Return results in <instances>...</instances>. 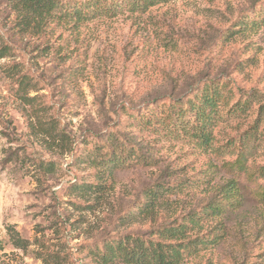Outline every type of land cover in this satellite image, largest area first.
<instances>
[{
	"label": "rangeland",
	"instance_id": "1",
	"mask_svg": "<svg viewBox=\"0 0 264 264\" xmlns=\"http://www.w3.org/2000/svg\"><path fill=\"white\" fill-rule=\"evenodd\" d=\"M257 1L169 0L144 13L99 16L78 30L56 24L38 36L15 31L11 6L0 0V35L13 49L0 59V264H45L39 257L45 250L59 256L50 264H84L85 245L93 240L149 231L148 221L122 224L119 216L137 208V196L154 181L169 178L177 189L183 184L180 194L192 193L182 194L181 200L176 192L169 194V212L208 199L206 190L226 175L220 161L187 139L158 138L140 130L135 115L154 98L184 97L204 79L221 75L246 92L257 90L264 103V30L248 35L232 30L242 17L261 15L264 0L255 16ZM20 75L28 77L26 95L34 97L35 116L17 98ZM49 119L68 133L66 147L44 140L49 138L41 125ZM234 123L220 125L218 138L235 135ZM121 134L153 145L157 163L103 178L91 164L96 149L109 144V136ZM257 155L263 164L264 149ZM40 161H52L54 170L39 178ZM83 182L103 185L89 208L76 206L81 201L69 188ZM263 182H245L244 202L230 216L227 240L209 255L189 256L188 264H237L245 253L250 261L264 253V204L248 193ZM8 226L31 244L14 247Z\"/></svg>",
	"mask_w": 264,
	"mask_h": 264
},
{
	"label": "trees",
	"instance_id": "2",
	"mask_svg": "<svg viewBox=\"0 0 264 264\" xmlns=\"http://www.w3.org/2000/svg\"><path fill=\"white\" fill-rule=\"evenodd\" d=\"M167 1L169 0H8L15 17V31L38 36L46 35L56 24L78 30L81 25L99 16L112 17L123 11L144 13ZM260 2L258 0L254 4L258 5L255 7V16L261 10H256L261 8ZM232 26L235 33L244 35L264 30V9L262 8L258 17L247 15ZM12 52V46L0 35V59ZM11 69L13 73H19L14 70L16 68ZM228 78L221 75L204 79L201 80V85H195L184 97L164 95L148 101L139 111L135 108L140 112L135 115L140 130L150 131L158 138L187 139L195 143V147L220 161V170L223 169L226 174L222 181L206 190L209 195L206 201L191 205L185 211H182L183 207L180 210L173 207L172 212L167 210L170 205L167 197L176 192L175 195L181 200L183 184L177 189L169 178L166 183L154 181L137 196V208L119 216L122 224L148 221L151 225L149 231H131L93 240L85 245L88 249L84 264H188L189 256L209 255L206 253L227 240L230 216L244 202L241 187L248 186L245 182L264 180V163L257 162L258 150L264 149V103L258 97L261 93L254 89L246 92ZM18 84L17 98L28 105L35 116L38 110L34 105V97L26 95L28 77L20 75ZM158 102L162 103L151 109L150 105ZM28 117V127L32 131L35 125L31 116ZM231 120L235 121V135L218 138L217 128ZM41 126L43 133L49 138L44 139L47 144L66 147L69 135L66 130L56 126L54 119L47 120ZM121 136L122 138L119 135L109 136L105 140L109 144H102L96 149L98 157L91 164L103 178L111 179L119 170L154 166L157 163L158 157L153 145L135 140L132 134ZM10 156L7 155V161L11 160ZM36 166L39 178L54 170L52 161H40ZM69 188L75 198L81 201L73 204L79 208H89L96 203L103 185L100 182H83L72 184ZM189 192L186 193L192 194ZM248 193L253 194L258 203L264 204V182L257 190ZM92 194L96 196L94 202L89 200ZM58 224L60 223L56 226L62 227ZM36 228L37 231L40 230L39 225ZM7 229L14 247L26 248L31 244L13 226H8ZM41 253L39 257L45 264L59 258L47 250ZM247 258L245 253L237 264H264V253L253 261Z\"/></svg>",
	"mask_w": 264,
	"mask_h": 264
}]
</instances>
